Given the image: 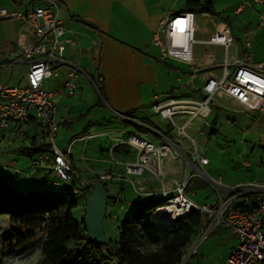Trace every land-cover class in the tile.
<instances>
[{"label": "crops", "instance_id": "0c3cea01", "mask_svg": "<svg viewBox=\"0 0 264 264\" xmlns=\"http://www.w3.org/2000/svg\"><path fill=\"white\" fill-rule=\"evenodd\" d=\"M58 4L57 17L64 27L63 38L67 39L63 57L65 64L57 69V73L46 79L42 87L47 91H54L62 89V93L54 97L56 106V119L59 122L58 128L64 126L63 133L70 134L66 143L56 144V147L66 152V157L69 159L74 168L80 173L79 164L75 161L77 154H85L84 145L91 139L103 137L109 133V129L105 126V121L98 122L100 116L112 115L120 116L133 125H142L141 119L146 118L153 122L157 129L147 128V130L140 132L136 127V132H140L144 137L154 142H161L164 140L173 141L175 136L170 131L169 135L163 133L165 128H159V125L152 120L150 116L145 114L147 107H151V103L155 95H187L191 97H199L201 95L200 87L202 85V75L210 71L216 74H221V68L218 67L219 60L224 54V49L217 45H205L202 43H195L192 47L193 62L196 66L201 65L194 72L187 65V77L184 83V91L182 93L173 92L172 85L169 86L168 91H159L162 84L158 76V63L168 69V66L175 67L171 61H178L174 59L159 60L153 50V47L159 52L158 46L152 43V36L158 26V21L161 17L169 12H180L186 10L187 0H55ZM204 1V0H200ZM213 11L211 12H194L195 13V38L199 41L206 40L211 35L216 26L224 22L225 19L234 18V30L228 24L231 35L233 36L235 45L230 48L229 53L237 51L239 57L244 53L245 40L250 41V49L253 53L254 61L264 62V26L257 25V15L264 9L260 6H246L240 12H235L236 7L246 0H210ZM249 1V0H247ZM37 4L39 2H36ZM3 5L8 9H16L23 11L30 6L29 0H3ZM232 20V19H231ZM16 28L14 31L8 33L4 45L0 51V81L9 86H25L26 76L28 71V64L19 56V49L14 43V39L19 34L29 35L30 27L28 24L22 22L20 19H15ZM152 47V49H151ZM181 62V61H180ZM210 62V63H208ZM71 65H77L81 71L75 79V89L72 94H68L64 82L66 74ZM17 67H23L22 78L14 77L13 72ZM177 68V67H175ZM20 76V75H19ZM23 81V83H21ZM100 87L102 96L98 94L96 87ZM182 87V85H180ZM196 93V95L194 94ZM221 100V99H220ZM226 105L234 108V110H241L247 115L251 116L250 125L246 129L252 139L254 136L264 135V113H254L245 111L241 106L225 100ZM95 107V108H94ZM222 107L213 102L212 112L209 116V126L205 127L201 119H195L190 128V133L195 137L202 135H209L210 129L215 131V124L217 113ZM223 109V108H222ZM129 112L130 116L123 115ZM85 114L81 119L75 120L79 115ZM135 115V116H134ZM122 120V119H121ZM243 121V120H242ZM98 122V125H97ZM27 123L36 125L38 131L31 136L20 131L22 124L11 123L8 129L3 131H16L13 138L0 133L1 142L6 141L7 144H12L16 140L17 135H21L22 142L19 147L25 148L23 139H30L32 136H39L40 128L32 119ZM24 123V124H27ZM123 123V122H122ZM103 126V127H101ZM77 130L79 131H75ZM3 130V129H2ZM58 130V129H57ZM155 130V132H154ZM117 132L119 130H113ZM160 134H159V133ZM130 132H127V135ZM90 135V136H89ZM59 140V139H58ZM197 141V140H196ZM0 142V143H1ZM81 143L80 149L74 147L75 144ZM77 145V146H78ZM111 145V142L107 146ZM264 146V145H263ZM102 144H99L100 154L103 152ZM129 146L116 145V149L110 157L109 147L107 153L110 158H98L99 163L105 164L102 171L94 172L92 165L88 166L89 175L86 178H91L103 173H110L113 176L123 177V168L120 162H133L135 160V150L129 152ZM77 153V154H76ZM117 156L116 158L113 156ZM206 157V156H205ZM87 160V158H84ZM247 162V161H246ZM208 163L203 166V170L210 176L211 171L208 168ZM179 166L178 173H172L168 177L170 179L182 180L187 173V168L184 162H173ZM248 164V163H247ZM245 165V161H244ZM248 166V165H245ZM209 176V177H210ZM213 177V176H212ZM85 178V179H86ZM219 180L220 184H215L219 187L215 190V196L211 199H216L218 194H225L229 189L245 182H259L258 179H242L227 178L224 183L223 176L213 177ZM138 182L137 190L132 187V191L136 195L149 197L162 191L163 186H169L170 182L162 183L160 180L151 177L146 172L141 176L136 177ZM224 184V185H223ZM264 184V183H261ZM198 181L191 179L188 192L191 187H197ZM124 189V187H122ZM122 189V191H123ZM111 196L114 199L121 198L122 192ZM189 197V196H188ZM110 198V199H111ZM190 198V197H189ZM254 195L247 196V200L253 199ZM209 201V202H211ZM112 201V203H114ZM133 201H128L126 205L120 204V209L124 210L127 205H131ZM207 202V201H205ZM200 203V202H199ZM204 203V201L202 202ZM214 231L209 233L211 236ZM221 237L222 242L226 248V255L223 261L228 263L226 259L233 244V238H236L232 232L218 233L210 238L211 240ZM229 264V263H228Z\"/></svg>", "mask_w": 264, "mask_h": 264}, {"label": "built area", "instance_id": "2783aa9c", "mask_svg": "<svg viewBox=\"0 0 264 264\" xmlns=\"http://www.w3.org/2000/svg\"><path fill=\"white\" fill-rule=\"evenodd\" d=\"M29 1V8L23 11L0 8V18L20 19L30 27L29 35L19 34L14 39L20 58L28 64L26 85L9 86L0 81V128L8 129L12 121L26 122L33 115L46 134L43 142L50 150V153L38 154V163H50L58 179L66 183L75 180L81 187L93 185L97 180L111 179L113 175L109 173L82 179L67 159L66 152L60 151L54 143L59 125L54 97L60 95L62 89L47 91L42 84L57 73L59 66L65 64L63 52L67 39L63 38L64 27L57 17V2ZM246 6H260L264 9V0H246L236 7L235 12H240ZM257 25L264 26L263 11L257 15ZM199 42L224 49L218 64L222 73L210 71L202 75L199 97L155 95L151 103L154 114L170 125L175 140L154 142L135 131L125 138L114 137L111 146L120 144L135 150V160L124 164V172L133 176L124 178L135 191L138 184L136 177L145 172L162 183H167L169 179L170 185L163 186L161 192L154 194L167 195L165 203L158 207L171 209L167 211L170 223L166 227L176 225L191 210L203 216L197 241L187 254L183 253L179 264H185L187 258L195 252L196 244L218 226L228 228L238 238V245L228 255L229 264H264V184H239L225 194H218L213 201L204 203L193 201L186 191L193 178V170L206 181L220 184L219 180L211 179L203 170L208 159L201 153L195 137L189 131L192 122L201 119L205 127L209 126L208 118L212 112L214 97L229 100L245 111L264 113V62L253 60L249 40L244 42L241 57L237 55V51L229 53L235 43L224 22L219 23L206 40H197L195 13L189 10L165 14L159 19L152 36V43L158 46L160 60L174 59L187 63L194 72L202 66H196L192 56V47ZM80 71L77 65L69 67L64 82L68 94L74 92L75 79ZM175 161L184 162L187 168L186 176L180 181L168 177L179 172V166L173 164ZM245 165H248L246 161ZM88 190L82 192L85 199L91 192ZM249 195H254V198L247 200ZM243 205L248 206L249 210H243ZM153 222L156 223L155 220Z\"/></svg>", "mask_w": 264, "mask_h": 264}, {"label": "rangeland", "instance_id": "374dc122", "mask_svg": "<svg viewBox=\"0 0 264 264\" xmlns=\"http://www.w3.org/2000/svg\"><path fill=\"white\" fill-rule=\"evenodd\" d=\"M5 7L6 6L3 5V0H0V8ZM6 9H8V7ZM223 19L227 22L228 26L234 30L235 19L230 18L229 20L228 18L225 19V17ZM16 24L15 19L0 18V51L4 46H1V44L5 41L8 33L15 30ZM152 47L157 59H159V52H157L154 46ZM156 62L158 64L157 77L162 84L159 91H168L170 90L169 86L172 85L174 93L177 91H180L178 93H182L184 91L183 82L187 77V65L180 61H171V64L175 65L177 68L167 65V69L162 67L158 61ZM22 70L23 67H17L13 72V76L22 78ZM21 83H23V81ZM180 85H182V87ZM194 94L196 95V93ZM213 102L223 108L219 109L217 113L216 124L214 126L215 131L209 135L196 136L201 153L206 156L210 162L208 168L211 171V175L213 177L223 176L224 183L227 178L242 179V181H245L248 178L258 179L259 182L262 181L260 184L264 183V135H259L258 137L254 136L253 140L248 133H244L250 125V115L240 112L241 110H234V108L228 105L225 107V100H220V98L214 97ZM145 114L150 116L152 120L159 125V128H165V130L167 129V121L161 119L158 115H155L150 106L147 107ZM101 115L102 117L100 116L98 122L101 120L105 121V126L107 127V130L109 129V133L107 135H103V137H99L97 139L94 138L88 143H85L84 156L83 154L77 153L75 156V161L80 167L79 176L82 179H85L89 175V171L85 169L87 168V165H92L93 167L91 171L93 170L94 172L102 171L104 167L107 166L96 160V157L104 159L111 157V153L109 157L107 151H105L109 147L107 146V142L108 144L110 142L113 143L114 141H112V139L114 137L125 138L127 136V132L134 133L137 130L136 126L133 124L122 123L120 116L116 114L112 115L109 113L108 115L103 116V113H101ZM63 127L64 126H60V128L56 131V136L54 138L55 145H58L59 141H61V143L67 142L70 134L63 133ZM113 130L119 131L114 132ZM3 131L4 129L2 130V128H0V133L3 134ZM20 131H24L26 135L31 136L36 133L38 129L35 124L27 123L22 124ZM75 131L79 130L76 128ZM16 137V140L9 145L6 141L1 142L2 139H0V171L6 173L11 182L20 191L25 192L27 190H31L42 192L44 191L43 180L57 179V177L52 171L48 173V169H44L42 164L34 163L32 160L35 154L25 148L19 147L23 137L21 135H17ZM39 138L40 137L37 136L38 140ZM153 141H155V139ZM23 142L25 147L29 145L28 139H23ZM100 143L103 146V152L101 154L99 148ZM77 145L78 143L75 144L74 147H78V149H80L81 143L78 146ZM132 151L133 149L130 147L129 152ZM112 154L114 155L115 153ZM113 157L116 158L117 156L115 155ZM84 158H87V160H84ZM117 158L120 159L119 157ZM118 159L114 160L121 164L123 168V177L113 176L111 179H108L106 187L108 195L115 197V194L120 192H122L123 195L120 199H114L112 197L107 200L105 215L102 219L104 233L106 237L111 240L117 239L119 224L123 216L130 213L135 208V204L137 202V195L132 191L131 185L126 181L127 177H133L132 175H128L124 172V164L127 162H120ZM107 161L112 162V159L110 158ZM244 161H247L248 166L244 165ZM212 176H210V178L215 180ZM192 177L198 181L199 185L197 187L190 186L191 191L188 192L190 199L197 203L211 201V199L215 196L214 188L219 191V187H215L217 185L206 181L202 178V176L198 175L195 170H193ZM61 183L63 184V181H61ZM122 187H124V189ZM49 190H51V188ZM53 191L58 192L57 189ZM114 200L115 202L112 203ZM128 201L133 202L131 205H127L124 210H121L119 208L120 204L123 203L126 205ZM71 213L76 218L82 216L85 213V199L79 198L77 200V205L71 210ZM8 225L9 220L7 216L0 214V233L3 232ZM34 225L37 227L38 224L35 223ZM34 230L35 238L42 235V231H39L36 228ZM200 231L201 229L199 228L197 233L193 236L191 242L183 251L184 254H187L189 249L195 245ZM211 231H214L211 236L208 234L196 244L195 252L187 258L185 264H228L226 260L225 262L223 261V257L226 255V248L221 237L219 236L217 239L211 241L210 238L212 236L215 237L217 233L218 235L222 232L228 233L230 232L229 229L223 226H218L213 228ZM235 237L236 238H233L231 250L238 245V238L236 235ZM33 243L34 238L26 241L24 244L14 245L11 247L14 250L9 251L10 249L7 246V241L0 238V264H36L40 258L39 249H34L30 254L28 253Z\"/></svg>", "mask_w": 264, "mask_h": 264}, {"label": "trees", "instance_id": "16d2710c", "mask_svg": "<svg viewBox=\"0 0 264 264\" xmlns=\"http://www.w3.org/2000/svg\"><path fill=\"white\" fill-rule=\"evenodd\" d=\"M186 10L211 12L213 7L210 0H187ZM96 90L102 96L101 88L97 86ZM187 95L189 94L186 93L185 96ZM84 115L77 116L75 120L81 119ZM123 115L130 116L129 112ZM31 119L39 127V122L33 115H30L26 122L12 121V123L24 124ZM121 119L124 124H130L127 120ZM215 119L216 117L213 118V120ZM140 121L141 126L135 125L140 132L146 131L147 128L149 130L157 129V126L146 118H142ZM170 131V125L167 123V129L163 133L169 135ZM10 132L14 134L11 135ZM40 132L39 140L36 136H32L29 139V145L25 147L26 150L35 154L32 160L34 163H38L39 153H50L49 146L43 142L46 134L41 129ZM212 132L213 129H210L208 134H212ZM15 134L16 131L12 130L3 135H9L7 138L10 139ZM111 145H109V152L112 155L116 145L113 147ZM43 168L48 169V173L52 171L50 163L43 164ZM107 181L97 180L94 182H102L107 191ZM93 185L81 187L75 180L70 183L63 181L62 184L58 178L44 179V191L27 190L23 192L11 182L6 173L0 171V214L6 215L9 220V225L0 233V238L7 241L9 251L14 250L11 248L14 245L24 244L34 238V243L28 253L39 249L40 258L36 264L180 263L184 249L201 226L203 220L201 214L191 210L176 225H169L161 229L153 222L151 215L165 203L167 195H150L149 197L137 195L135 208L124 215L119 224L117 239H109L116 244L112 249L88 239L84 225L85 213L78 218L71 213V210L77 205V200L85 199L82 192L91 190ZM50 188L51 190H49ZM187 188L188 186L186 190ZM52 189H57L58 192ZM241 208L249 210V207L245 205ZM35 223L38 224L37 227L34 225ZM35 228L42 231V235L37 238L34 237Z\"/></svg>", "mask_w": 264, "mask_h": 264}, {"label": "water", "instance_id": "95a60500", "mask_svg": "<svg viewBox=\"0 0 264 264\" xmlns=\"http://www.w3.org/2000/svg\"><path fill=\"white\" fill-rule=\"evenodd\" d=\"M110 198L111 196L107 194L103 183L96 182L90 194L85 199L84 225L87 237L90 241L114 249L116 244L106 237L102 223L106 211L107 200ZM167 216L165 217L169 220Z\"/></svg>", "mask_w": 264, "mask_h": 264}, {"label": "bare ground", "instance_id": "6f19581e", "mask_svg": "<svg viewBox=\"0 0 264 264\" xmlns=\"http://www.w3.org/2000/svg\"><path fill=\"white\" fill-rule=\"evenodd\" d=\"M170 211V208L167 209H162V208H158L152 215L151 217L153 218V220L156 221V225H158V227H160L161 229L166 228V226L168 225V223H170V220H168L165 216L169 215L167 213V211ZM165 212V213H164ZM171 213V212H170Z\"/></svg>", "mask_w": 264, "mask_h": 264}]
</instances>
